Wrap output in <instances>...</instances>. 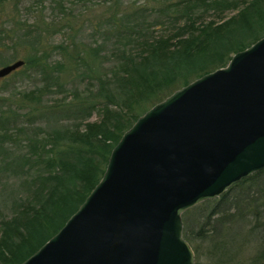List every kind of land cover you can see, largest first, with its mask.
Segmentation results:
<instances>
[{
    "label": "trees",
    "instance_id": "trees-1",
    "mask_svg": "<svg viewBox=\"0 0 264 264\" xmlns=\"http://www.w3.org/2000/svg\"><path fill=\"white\" fill-rule=\"evenodd\" d=\"M127 1H99L110 12L92 22L93 38L56 46L55 62L41 49L40 24L8 27L0 17V48L12 34V49L26 53L25 65L0 80L7 83L0 89V264H21L65 225L141 115L264 36V0ZM53 4L59 33L80 38L73 10L98 3ZM67 76L75 82L70 89ZM62 89L71 97L53 98ZM182 219L195 264H264V169Z\"/></svg>",
    "mask_w": 264,
    "mask_h": 264
},
{
    "label": "water",
    "instance_id": "water-1",
    "mask_svg": "<svg viewBox=\"0 0 264 264\" xmlns=\"http://www.w3.org/2000/svg\"><path fill=\"white\" fill-rule=\"evenodd\" d=\"M262 169L264 36L141 115L79 209L21 264H195L183 213Z\"/></svg>",
    "mask_w": 264,
    "mask_h": 264
},
{
    "label": "rangeland",
    "instance_id": "rangeland-1",
    "mask_svg": "<svg viewBox=\"0 0 264 264\" xmlns=\"http://www.w3.org/2000/svg\"><path fill=\"white\" fill-rule=\"evenodd\" d=\"M101 0H95L98 4H93V7L87 8L84 11H78L73 10V15L70 16V20L79 23V28H77L75 31L81 30L79 33V37H74V32L69 30L68 33L60 32L62 24L58 21H53L56 16L60 15V9L59 7H55L53 4V0H8L7 3L4 5L3 8H0L2 13L0 12V17L3 19L2 21H6L8 27H12V24H14L15 21H22L27 22L29 25L31 24H40L43 29L42 39H41V49L46 51L51 57L53 56V62L58 60V54L54 51V48L59 45H70L73 46V42L71 43L72 38L75 40L76 44L80 46V43H89L90 39H92V35L96 31V28H94V25H92V22H97L103 18L104 14H106L108 11L104 7V3L99 2ZM133 1V2H132ZM137 3L139 2V0ZM136 1L134 0H128L127 3H125V6H131ZM72 2V1H71ZM132 2V4H131ZM144 3V1H143ZM71 4V3H70ZM69 6V5H68ZM70 7V6H69ZM4 11V12H3ZM72 12V11H71ZM94 24V23H93ZM33 26V25H31ZM58 33V34H57ZM99 36V33L97 34ZM12 34L8 35L7 38L4 39L5 43H8V45L1 46L0 48V60H2V63L0 62V68L5 67L7 65H10L16 61L23 60L22 57L26 55L25 51L18 52L19 47L15 46L12 49V43L11 42ZM99 40V37L97 38ZM73 41V40H72ZM73 49V48H72ZM64 74L63 76H65ZM13 76V75H12ZM74 73L72 77H74ZM11 77V76H10ZM9 77V78H10ZM71 76H67V86L66 88L70 89L71 85L75 84L73 81V78ZM14 83L15 77H12L10 79ZM13 83L9 84V88L13 86ZM7 84V83H5ZM2 82H0V89L2 86H4ZM28 82H22L18 85L21 88H24L25 85L28 86ZM59 90H57L56 93H58ZM65 94H69V98L71 97L70 92H67L65 89H62L61 93H58L53 98H62ZM0 92V97H1ZM98 114L94 113L91 117L90 121L94 122L98 120Z\"/></svg>",
    "mask_w": 264,
    "mask_h": 264
}]
</instances>
